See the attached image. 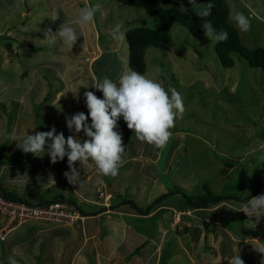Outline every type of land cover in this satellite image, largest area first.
<instances>
[{
    "label": "rangeland",
    "instance_id": "obj_1",
    "mask_svg": "<svg viewBox=\"0 0 264 264\" xmlns=\"http://www.w3.org/2000/svg\"><path fill=\"white\" fill-rule=\"evenodd\" d=\"M62 1L30 0L27 7L30 9L29 12L26 8L24 14L20 15L17 10L3 9L2 5L12 3V0H0V98L17 96L20 91L30 88L31 83L37 88L42 87L41 79L37 80V77L38 75L48 77L55 72L52 62L54 55L72 50V48L69 50L59 38L52 45L44 39L45 30L51 28L56 32L64 20L75 17L77 9L83 7H77L81 5L80 0H69L66 6H61ZM201 1L198 0V3L200 4ZM226 1L228 6L230 3H235L237 9L250 18V30L241 32L228 17L229 23L237 29L241 42L249 48L259 46L264 48V0ZM19 2L18 5H22ZM176 3L191 6L188 0H160L163 7H170ZM88 4L99 5L92 24L98 30V42L104 53L95 62L94 67L101 74L104 65L107 67L106 70H109L108 74L114 77L126 66L123 63L124 56L128 59L125 64L129 62L126 31L143 25L155 28L159 25V19L144 8L116 0H88ZM56 13H59L57 20L53 21L48 17ZM118 23L124 26L125 31L122 38L115 40L110 33ZM88 25L78 28V34H81L80 32L83 35L89 34ZM11 33H14L13 36ZM168 33L167 49L149 47L146 50L147 68L143 75L162 83L165 90L174 88L179 92L183 98L185 111L182 118L176 119L175 126L170 129L172 136L163 148H156L139 141L134 132L127 128L123 118L121 119L119 133L122 135L125 149L122 162L126 163L119 168L117 176L105 179L106 183L110 182L112 187L121 193V196L113 199L114 205H118L120 199L124 197L130 198L127 199L128 203L131 200L138 208L145 210L153 201V199L147 200L150 187L153 188L154 195L166 194L169 190L164 184L169 189L177 188L192 199L194 196L204 194L206 190L214 195L229 196L210 204L207 208L201 207V212L198 211L189 218L183 215L175 230L171 229V225L167 230L165 244L161 245L162 262L157 264H228L227 258L234 256L237 251L245 264H261L264 254L259 253L255 248L264 246V216L258 221L252 217L255 227L250 228L253 222L248 220L246 214L233 209L246 202L245 196L249 193L254 194L257 190L256 195L264 194V161L260 159L264 157V69L251 67L237 52L231 54L234 65L224 67L216 54L215 44L208 40L204 32L200 36H194L185 26L175 23ZM81 38L82 35L77 38L73 46L76 47ZM110 42L113 46L107 48ZM108 56L113 57L114 60ZM32 68H34L32 73L38 70L35 79L29 74ZM79 68L83 72L85 67L79 66ZM157 68L160 69L159 73L156 72ZM76 71L78 70L74 69V72ZM87 73L88 69L85 68L84 74ZM50 82L57 86L59 80L53 79ZM34 93V97H40L41 92L39 93L37 89ZM25 97L26 95L23 94L19 96L21 103H24ZM43 98L46 102L45 97ZM24 104L25 108L20 112L17 102L7 103L6 109L13 110L26 121H32L31 115L36 117V121H42L41 116L44 114L42 103L32 106L34 110H31V113L28 109L30 105ZM24 104L21 105L22 108ZM7 122L4 124L6 128L2 126L0 132L7 130ZM11 127L18 133L20 139L26 133L32 134V128L41 131L44 129L41 122L29 126L28 123L18 125L15 121ZM4 150L0 148V187L7 193L18 195L21 201L38 202L40 196L28 195L32 191L29 185L21 184L23 190L18 192L14 190L15 186L5 181L11 170V166L5 164L17 162L16 158L28 157L32 153H24L17 148L9 156L5 155ZM162 151L169 155L171 160L169 156L158 158ZM133 154H140L141 161L150 158L151 161L144 162L143 165L146 166L144 167L147 168L146 170L154 171L155 178L153 175L145 177L143 183L138 181L141 176L138 175L136 167H139L137 160L140 158ZM154 157L158 158L155 163L152 159ZM84 169L80 166L78 171L80 180L81 170ZM66 171L69 169L65 168L61 171L62 176L59 181L55 180L54 183L57 185L51 184L53 185L51 193L40 191L41 197L55 199L64 194V199H72L84 212L97 211L98 207L77 199L79 189L84 193L92 192V181L86 186L84 180L89 178L85 177L86 179L80 181V185L68 183L72 192L63 190L62 182ZM100 179L99 174L96 181ZM94 186L97 187V184ZM90 197H94L93 193ZM164 198H167L168 205L173 204L175 210H181L183 213L188 207L191 208L181 193L173 196L169 194ZM172 210H162L161 218L155 216L152 219H134L129 223L135 225L131 228H137L158 240L156 235L160 233L162 225L168 226L173 221ZM102 216L100 219H94L100 226L99 230L105 233L115 232L112 225L114 220L106 215ZM86 217L81 222L72 224H62L63 221L22 223L8 232L5 239L0 240V264H8L9 257H13L18 264H66L69 257L72 259V264H98V262L109 264L106 259L111 254V257L118 256L119 259L125 257V250H121V244L118 247L116 241L106 243V250L103 249V245L100 251L95 252L97 239L91 237L82 225ZM184 220L189 224L187 227H180L186 224ZM39 228H42L40 233L36 234V238L31 243L17 242L18 239L26 236V231ZM53 232L61 236L52 235ZM84 235H87L85 239H83ZM78 241L80 245L77 252L70 255L68 253L70 249L64 246L70 243L76 246L78 244L75 242ZM90 248L95 252L94 255L89 254Z\"/></svg>",
    "mask_w": 264,
    "mask_h": 264
},
{
    "label": "crops",
    "instance_id": "obj_2",
    "mask_svg": "<svg viewBox=\"0 0 264 264\" xmlns=\"http://www.w3.org/2000/svg\"><path fill=\"white\" fill-rule=\"evenodd\" d=\"M12 1H13L12 3H6L5 5H2L3 9L7 11L17 10L20 15L24 14L25 12L24 10L28 7V2H30V0H12ZM18 1H20L22 5L19 6ZM68 1L69 0H63L61 2V6L68 5ZM80 2H81V5L77 7L89 6L88 0H80ZM76 4H75V7H76ZM21 9H23V11H21ZM29 10L30 9L27 8L28 12ZM70 10H74V9H70ZM87 28L89 29V34L83 35V33L80 32L82 35V38L78 42L76 47L72 46V50L70 52H67L64 54L59 53L57 55H54V59L52 60V62H54L53 66H55V72L51 76L45 77L44 75L42 76L38 75L37 77L36 73L38 72V70L37 72L32 73V70L34 68L31 69V72L29 73L30 76L33 77V79H35L36 77H37V80L41 79L42 83L40 85H42V87L37 88L36 85H32L31 83L30 88L20 91L17 96L0 98V112H1L0 113V129L2 126L6 128L4 124H6V122L8 121L7 122L8 123L7 132L14 133L18 136V133H16L11 127L15 121H17L18 125H24L28 123L29 126L32 123L40 124L41 122L44 125L43 131H49L51 128L55 127L56 132L57 133L62 132L65 138H67L69 135H73V136L78 137L81 141H83L84 139H87L83 131H81L80 133H74L68 130L67 125H66V117L70 118L73 114L77 112H84L87 115L88 109L86 108V105L84 102V96H83V93L85 91H92L98 98H103L102 92L92 87V84H94L98 79H102L103 77L107 76L108 78L115 81L117 80L120 73L129 70L128 68L129 65L125 64V62L127 63L128 59L126 58V56H124L123 63L126 66H124V68H122L120 72L116 73L114 77L108 74L109 70H106L107 67H104V65H102V69H103V71H101L102 73L99 74L100 72L97 70L96 67H94V64L98 59L101 58V56L104 53L101 49V45H99V42H98V30L94 27L92 22L89 23ZM13 34L14 33H11V36H13ZM112 46H113V43L110 42V45L107 46V48H111ZM108 57L111 60L112 59L114 60L113 57L111 56H108ZM79 66L83 68L84 67L87 68L88 73L84 74L85 68L83 69V72H81L82 69H80ZM74 69L78 71L74 72ZM50 79L51 80L58 79L59 83L57 84V86L54 85L52 82H50L51 81ZM84 86L85 87L88 86V87L85 88ZM36 89L38 90L39 93L41 92L39 98L34 97V94H35L34 90ZM22 94L26 95L24 103H27L28 105H30L28 107V109L30 110V113H31V110H34L32 109V106L40 105L42 103L44 107V114L41 116L42 121H36V117L32 115H31L32 121H26L20 118L18 114H15L13 110L6 109L7 103L17 102L18 104L17 106L18 107L20 106L18 109V112L23 111L25 108V104L21 103V99L19 98V96ZM75 94L76 96H74ZM43 97H45V101L47 100L46 102L43 101L44 100ZM76 97H78V100ZM22 104H24L23 108L21 107ZM48 106H50L51 108H48ZM121 119L122 117L117 121V124H119V129L118 127L115 129L118 132L120 130ZM88 123L89 124L91 123L90 118L88 120ZM32 130H33L32 134H34L36 131H41V129L36 130V128H32ZM18 142L19 141H17V143ZM0 143H1L0 148H2V150L6 149V151L4 150L5 155L7 154L11 156L14 153V149L18 148L16 146L15 141L9 143L8 140H5L3 135L2 137L0 136ZM5 143H7V145H5ZM133 155L138 157V159L140 158V154L138 155L133 154ZM161 156L168 157L169 155H166L162 151L161 153H159L158 158ZM158 158L157 157L152 158L155 160L154 163L157 161ZM16 159H17L16 160L17 162H14L12 164H5L7 166H11L10 167L11 170L8 173V176L6 177L5 181L11 186H15L16 188L14 190H17L18 192H21L23 190L21 187L22 186L21 184L29 185L32 191L28 195L30 197L32 195H35L38 197L40 196V200L43 199V197H41L40 195V191L45 190V191H48V193H51V187L53 185H57V183H54L55 180L57 179L59 181L60 177L62 176L61 171H63L65 168H68L66 156L64 157L63 160H58L56 163H52L50 161V157L47 155L46 152L43 155V157H37L32 154L28 157L21 156ZM169 159L171 160L170 156H169ZM149 161L151 160L148 157L144 159V161H141V158L137 160L139 167L138 168L136 167V169H138V175L141 176V178H139L140 180H138L140 183L141 182L143 183V180L145 179V177H148V176L151 177L154 175V178H155L154 171L146 170L147 168H144L146 166H144L143 163L144 162L149 163ZM41 163H44V164H41ZM125 163L126 162H122L121 166L125 165ZM74 166L77 168V171H79L80 166H81L80 163L74 162ZM2 167L3 169H5L4 165H2ZM127 167L130 169L129 166ZM82 168H85V169L81 170L82 171L81 180L86 179L85 177L89 178L87 180H84L86 186L87 184L89 185V182L92 181V185H91L92 192L84 193L82 189H79L77 191L78 192L77 199L84 200L85 202H88L89 204H92L95 207H98L97 211L95 212L91 211L88 214H85L87 217H86V220L82 224L84 225V228H86V230L89 232L90 236L96 237L97 239V242L94 248L95 252L97 253L98 251H100L103 245H104L103 249L106 250L107 248L105 247L106 243L109 244V243H114L116 241L118 242V247L121 244V250H125L126 256L123 257L125 259L123 258L119 259L118 256L111 257L112 255L111 254L110 256H107L108 259H106L107 263L109 264H157L158 262H162L161 261V258H162L161 245L165 244V239H167V235H168L167 230L171 228V225H172L171 229H175L176 226H174V223L171 221V223L168 226L162 225V228H160L159 230L160 233H157L156 235L158 236V240H155L156 237L149 236L146 232L137 230V228H131V226L135 227V225L130 224L129 221H133L134 219H152L155 216H159L161 218L162 210L164 209L175 210L173 208V204L168 205L167 198H164L162 202L160 201L159 204L153 209V211L147 212L144 215L135 216L134 212H132L133 210L132 209L129 210V204L127 202V199H130V198L122 197L120 199L119 204L114 205L113 199L117 196H121V193H119V191L116 188H113L110 182L106 183L105 179L112 178L111 176L100 175V178H101L100 181H96V178H98L99 174L94 173L96 169L91 160L88 162V164L85 167H82ZM125 174H128V173H125ZM96 184H97V187L94 186ZM164 185L168 188V190H170L166 184ZM62 187H63V190L66 189L72 192L71 187L69 188V184L67 182L66 177L63 179ZM94 189L96 190L94 191ZM146 189L148 188H145V190ZM152 189L153 188L150 187L148 194H147V200L149 199L155 200L156 196L158 194H161V193H157L156 195H154V192H152ZM91 193H93L94 197H90ZM175 194H178V193H174L171 195L173 196ZM14 196L18 197V195H14ZM64 198H65V195L61 194L55 199L65 200ZM66 200H69V199H66ZM142 203H145V202H142ZM126 206H128V208ZM190 210L191 209L188 207L187 211L185 212H188L190 215L198 211L201 212V209H198V210L194 209L195 211L193 210L190 211ZM153 212L156 213L157 215H154ZM102 215H106V217L114 220L112 222V225H113V229L115 230V232L109 231L108 233H105L99 230L100 226L97 223V221L95 222L94 219L96 218L100 219L103 217ZM172 217H173V214H172ZM188 224L189 222L186 221V224L184 223V225L180 227H185V226L187 227ZM193 227H196V226H193ZM41 229L39 228V229H35L34 231H26L25 232L27 233L26 236L21 237L20 239L17 240V242H21L22 244L25 242L31 243V241H33V239L36 238V234L40 233ZM57 231H62V229H57ZM177 231H180V230H177ZM57 234L58 233H54V232L52 233V235L61 236ZM85 237H87V235H84L83 239H85ZM52 238H54V236ZM75 243H77L78 245L75 246L74 244L70 243L64 246L70 249L68 252L70 255H72V253L77 252V248L80 245V241L75 242ZM53 245H54V242H53ZM89 251H90L89 254L94 255L95 252L91 251V248ZM72 263H73L72 259L69 257L66 264H72ZM98 264L100 263L98 262Z\"/></svg>",
    "mask_w": 264,
    "mask_h": 264
},
{
    "label": "clouds",
    "instance_id": "obj_3",
    "mask_svg": "<svg viewBox=\"0 0 264 264\" xmlns=\"http://www.w3.org/2000/svg\"><path fill=\"white\" fill-rule=\"evenodd\" d=\"M188 4L192 6L195 16L201 19L211 14L212 5L210 3L204 6L200 5L198 0H188ZM98 10L99 5H89L77 9L75 17L64 20L56 32H53L51 28L45 30L44 39L49 45H52L59 38L70 50L81 35L78 34L77 29L93 22ZM179 10L182 13L187 12V7L181 4ZM48 17L55 21L59 18V13ZM229 19L241 32L250 30V18L239 11L235 3L229 4ZM201 26L204 35L213 44L227 39V32L223 30L217 32L206 19ZM124 31V26L118 23L110 35L113 39L119 40L123 37ZM156 72L159 73L160 69L157 68ZM92 87L101 91L103 98H98L92 91H85L83 96L88 109L87 115L84 112H77L70 118L66 117L68 130L74 133L83 131L87 139L81 141L73 135L65 138L62 132H56L55 127L49 131H36L34 134L26 133L22 139L14 133L7 132V130L0 132V135H3L9 143L15 141L16 146L24 153L43 157L46 152L52 163L63 160L66 156L69 171L64 172V176L69 184L80 185L79 172L74 166V162H79L82 167H85L91 160L98 174L111 177L119 174L125 149L122 135L115 129L118 127L117 121L121 117L126 122L127 128L134 132L139 141L146 142L156 148H163L172 136L170 129L175 126L176 119L182 118L185 111L183 98L179 92L174 88L165 90L162 83L135 70L130 69L120 73L115 81L105 76L92 84ZM76 98L78 100V97ZM89 118L90 124L88 123ZM17 141L19 142L17 143ZM260 159L264 161V157ZM10 196L21 201L14 195ZM58 202L67 203L64 200ZM68 203L74 207L70 201ZM131 207L129 204V210L132 209L135 216L147 213H140L136 209L137 206L136 208ZM190 209L192 211L193 208ZM233 210L242 211L250 221H252V217L258 221L261 216H264V194L252 196L251 199L241 203L240 207ZM172 211L174 226L179 224L183 215L191 216L188 212L183 213L181 210ZM249 227L254 228L255 223L253 222ZM255 249L264 254V246ZM227 260L228 264H245L238 255V251ZM8 264H18V262L13 257H9ZM261 264H264V257L261 259Z\"/></svg>",
    "mask_w": 264,
    "mask_h": 264
},
{
    "label": "trees",
    "instance_id": "obj_4",
    "mask_svg": "<svg viewBox=\"0 0 264 264\" xmlns=\"http://www.w3.org/2000/svg\"><path fill=\"white\" fill-rule=\"evenodd\" d=\"M120 3L137 6L144 8L147 11L155 14L159 19V25L155 28H148L145 25L132 28L125 33V38L128 43L129 49V68L135 70L141 74L146 71L145 53L149 47H158L162 49H167L168 46V32L170 31L173 24L178 23L185 26L194 36H200L203 33L201 24L206 19L209 21L217 32L221 30L227 32V39L222 42L215 43L216 54L224 67H232L234 65V60L232 58V53L237 52L243 58H245L248 64L253 67H260L264 69V48L255 47L249 48L244 45L239 37L237 29L231 25L228 21L229 17V6L226 0H202L200 5L206 6L211 4V14L201 19L195 16L192 6L187 7V12L182 13L179 8L180 4L176 3L170 7H163L160 4V0H116ZM264 170V168H263ZM261 173H259L260 176ZM176 189H170L168 193H163L155 200H153L149 205L146 206L145 210L136 208L133 201L129 200V204L136 208L140 213L149 212L161 199L173 193H181L185 196L188 206L198 210L201 207L207 208L210 204H214L224 198H229V196L224 195H214L211 191L206 190V192L199 196H194L193 199L184 192ZM257 190L254 194H247L245 199H250L252 196L256 195ZM179 193V194H180ZM9 194V193H7ZM12 195V194H10ZM13 196V195H12ZM58 199H42L38 202H29L30 204H36L40 206H48ZM69 201L74 205V207L83 214H88L89 212H84L81 210L75 201L69 199ZM26 202V201H25ZM28 203V202H27ZM64 204H67L64 202ZM194 213V212H193ZM190 217V216H189ZM34 221V220H32ZM43 222V221H40ZM55 222L58 221H46ZM63 224V223H62ZM60 226V225H59Z\"/></svg>",
    "mask_w": 264,
    "mask_h": 264
},
{
    "label": "built area",
    "instance_id": "obj_5",
    "mask_svg": "<svg viewBox=\"0 0 264 264\" xmlns=\"http://www.w3.org/2000/svg\"><path fill=\"white\" fill-rule=\"evenodd\" d=\"M76 208L54 201L48 206L30 204L11 197L0 188V239L26 221H63V224L82 221Z\"/></svg>",
    "mask_w": 264,
    "mask_h": 264
},
{
    "label": "water",
    "instance_id": "obj_6",
    "mask_svg": "<svg viewBox=\"0 0 264 264\" xmlns=\"http://www.w3.org/2000/svg\"><path fill=\"white\" fill-rule=\"evenodd\" d=\"M64 201H67V202H69V200H66V199H65Z\"/></svg>",
    "mask_w": 264,
    "mask_h": 264
},
{
    "label": "bare ground",
    "instance_id": "obj_7",
    "mask_svg": "<svg viewBox=\"0 0 264 264\" xmlns=\"http://www.w3.org/2000/svg\"><path fill=\"white\" fill-rule=\"evenodd\" d=\"M9 95V94H8Z\"/></svg>",
    "mask_w": 264,
    "mask_h": 264
}]
</instances>
